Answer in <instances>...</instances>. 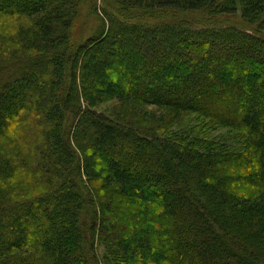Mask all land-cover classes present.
Instances as JSON below:
<instances>
[{"label":"trees","instance_id":"16d2710c","mask_svg":"<svg viewBox=\"0 0 264 264\" xmlns=\"http://www.w3.org/2000/svg\"><path fill=\"white\" fill-rule=\"evenodd\" d=\"M0 264H264V0H0Z\"/></svg>","mask_w":264,"mask_h":264},{"label":"rangeland","instance_id":"374dc122","mask_svg":"<svg viewBox=\"0 0 264 264\" xmlns=\"http://www.w3.org/2000/svg\"><path fill=\"white\" fill-rule=\"evenodd\" d=\"M82 14H83L82 19L76 25V27L74 28V31L79 33L78 36H85V35L87 36L89 33V30L90 29L92 30L95 27V23H94V20L92 17L86 16L84 12ZM115 106L116 105L113 102H105V103L101 104L100 106H98L96 109L99 112H102L104 114H108V113H111L113 111ZM142 111L146 112L145 119H144V117H142V119H144V121H146L147 119H149L150 114H152L153 116H159L160 113H162V111H164V110L162 108L155 107V106H142ZM259 113L260 112H258V113L254 112L252 114V116L258 118ZM181 121L183 122V125H187L190 128H192L194 126H198L199 128H201L204 125V120L199 118L198 115H196V114H190L188 116H185V117H183V119ZM224 131H225L224 129L223 130H216L213 133L219 134V132H224Z\"/></svg>","mask_w":264,"mask_h":264}]
</instances>
